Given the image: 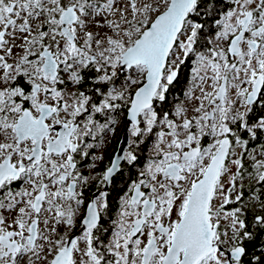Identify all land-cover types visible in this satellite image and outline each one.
Here are the masks:
<instances>
[{
    "label": "snow or ice",
    "instance_id": "1",
    "mask_svg": "<svg viewBox=\"0 0 264 264\" xmlns=\"http://www.w3.org/2000/svg\"><path fill=\"white\" fill-rule=\"evenodd\" d=\"M0 264H264V0H0Z\"/></svg>",
    "mask_w": 264,
    "mask_h": 264
},
{
    "label": "flooded vegetation",
    "instance_id": "2",
    "mask_svg": "<svg viewBox=\"0 0 264 264\" xmlns=\"http://www.w3.org/2000/svg\"><path fill=\"white\" fill-rule=\"evenodd\" d=\"M121 135H122V133H121ZM114 148H116V140H113L112 143H111V145H109L108 151L105 154V158L106 159L111 155V153H112V151H113Z\"/></svg>",
    "mask_w": 264,
    "mask_h": 264
}]
</instances>
